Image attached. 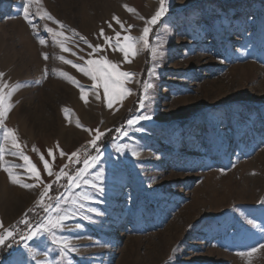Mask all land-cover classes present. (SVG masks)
Masks as SVG:
<instances>
[{"label": "rangeland", "instance_id": "374dc122", "mask_svg": "<svg viewBox=\"0 0 264 264\" xmlns=\"http://www.w3.org/2000/svg\"><path fill=\"white\" fill-rule=\"evenodd\" d=\"M26 3L0 0V83L14 105L0 127V232L17 224L1 264H264V0H168L149 48L138 45L128 60L116 32L121 41L140 37L159 0H34L28 6L35 28L24 19ZM61 56L77 64L107 57L135 74L125 83L131 92L109 108L103 88H92L91 78ZM146 83L152 87L145 99ZM141 115L151 119L127 124ZM8 128L39 181L22 155L12 154ZM97 130L103 135L93 147ZM72 152L78 157L69 160ZM94 156L80 186L70 185ZM65 165L68 176L57 180ZM65 215L55 235L21 239L49 216Z\"/></svg>", "mask_w": 264, "mask_h": 264}, {"label": "snow or ice", "instance_id": "6c2138e0", "mask_svg": "<svg viewBox=\"0 0 264 264\" xmlns=\"http://www.w3.org/2000/svg\"><path fill=\"white\" fill-rule=\"evenodd\" d=\"M34 2V0H27L26 5L23 8V15H24V19L29 23L32 24L33 28L36 27L35 24L32 23V18H31V14L29 11V6L30 4H32ZM36 3H39L40 0H35ZM167 2L168 0H159V7L156 10L155 14L151 16L150 19L146 20L145 26L142 30V35L140 37H135L132 35H124L123 36V41H121L119 39V37L121 36L120 32H116V46L119 48V51L123 53L125 60H128L129 55L135 56L138 54L139 48L138 45H142L143 48H149L150 46V42H149V33L152 30V26L157 24L160 20V18L167 12ZM125 7L127 8L128 6L125 5ZM128 10L130 12H135L134 8H128ZM46 11V10H45ZM48 15V19H55L54 17L51 16V14H47ZM141 19H144V17H140ZM114 19L117 20V23H120L119 18L118 17H114ZM57 24L60 25L61 28H63V24L59 21L56 20L55 21ZM121 27H123V25H121ZM131 27V26H130ZM48 31L50 32H54V34L58 37H63L65 40L67 39V37L65 36V34L62 31H56L55 29L49 28ZM103 30H101V35H103ZM112 40L111 37L105 36V41H110ZM87 43V41H85ZM41 44H44L45 41L43 39L40 40ZM58 43L60 44V47L66 51L69 52L71 51V49L65 47L64 43L62 41H58ZM90 47H93L94 50L95 49H99L102 47V45H90ZM152 51V55L153 57H155L156 53H157V49L155 47H153L151 49ZM45 59H47V54H45ZM60 59L62 61H65L68 64H71L74 68H77L79 71L83 72L85 75L89 76L91 78V80L94 82L91 87L92 88H98V87H102L103 88V92L105 97L107 98V103H108V107L111 108L113 106V101L114 100H118V99H123L126 95H128L131 90L127 87H125V83L126 81H128L129 79H131L135 74L131 73V72H126V71H121L118 67V65L113 62L108 60L107 57H101L100 59H87L85 61L84 64H77V63H73L72 60H65L64 56H61ZM81 59H83V57H81ZM130 62V61H128ZM63 75H65L66 77H68L69 79L73 80V82L77 83V85L79 86V82L75 81V79L71 76H69L68 73H63ZM4 74L0 73V77H3ZM8 86L6 84L0 83V127L4 126V119L6 116V113L9 112L11 110V108L14 106L12 105L10 102L6 103V101H10L11 100V92L5 93V88H7ZM152 85L150 83H146L144 85V91H145V99L147 98V92L148 89L151 88ZM12 91H15V89H13ZM81 97L82 99L87 98V92L86 90L81 87ZM97 99H99V94H97L96 96ZM140 106L144 107V101L141 100L140 101ZM65 113L67 114L68 109L64 110ZM151 116L148 115H141V116H137L134 117L133 119H130L127 121V124L129 126H132L133 124L137 123L140 120H150ZM77 125L83 127V125L80 124L79 119H77ZM89 131H91V129H89ZM16 130L12 129V128H8L5 132L4 135V140L7 142L9 139H11L12 142V147L15 148L17 151L13 152V155H17L20 154L22 155L23 160L28 162V171L35 176V178L37 179V181L40 180V171L37 168L35 163H32L31 159L29 156L27 155H23L22 152H20L19 150L21 149V144L18 140V137L15 134ZM98 134L95 136L94 139H92L90 141V144L95 147L97 145V141L100 140L101 136L103 135V133H99V130H97ZM126 134V133H125ZM34 151H38L37 149H33ZM3 148H0V159H3ZM49 155H52V150L50 149L48 152ZM137 153L133 152V155H136ZM60 155L64 156L66 155L63 150L60 151ZM73 157H78V152H72L69 155V160H72ZM40 159L43 161V167L44 169L47 171L48 176H53V168H52V164L49 163V161L47 159L44 158V154L41 153L40 155ZM53 159H55V157H53ZM99 159V156H94V157H90L87 158L83 161L84 167L81 169L77 170V173L75 176L69 177V183L70 185H75L77 187L80 186V182L82 180V178L84 177V175L88 172V170L90 168H92L95 163L97 162V160ZM76 163H78L79 161L76 160ZM64 167H67L66 165ZM64 167L60 168V171L58 173H56V179L59 180L61 178V176H68V173L65 172ZM8 171V174L10 176V178L12 179L13 183H20L19 180L16 179L15 176H13L12 174V170L6 169ZM96 178L102 179L103 178V173L98 172L95 174ZM83 183L85 184H90L92 183L91 181L88 180H84ZM23 187L26 188H32L38 185H33V184H23ZM52 185L48 184L44 190V192L41 194V198L39 201H37L38 204H42L44 197H46L48 195L49 190H51ZM94 187H96L97 191L102 192L103 188L100 185H94ZM84 199H90V197L87 194H84ZM47 211V209H45ZM68 217L65 216H56L55 218H53L52 216H49L46 219V222L41 223L40 225H38L35 229H32L29 231L27 236H22L21 239H27V240H32L34 237H37L38 235H40L42 232H49L52 233L53 235V229L54 228H58V227H62L63 226V221L65 219H67ZM23 223L27 224L28 221L24 220ZM249 224H252L255 227H261L260 225H256L255 221H248ZM3 227V222L0 221V228ZM261 231L264 232V227H261ZM12 238L13 240L15 239V233L14 231L9 228L7 230H5L4 232H0V245H4L5 242L8 240V238ZM57 243H63L64 247L68 246V242L67 241H61V240H57ZM259 247L264 248V244L259 245ZM73 250H75L73 248ZM257 251L256 247H252L250 249V253H254ZM241 255H244V253H241Z\"/></svg>", "mask_w": 264, "mask_h": 264}, {"label": "trees", "instance_id": "16d2710c", "mask_svg": "<svg viewBox=\"0 0 264 264\" xmlns=\"http://www.w3.org/2000/svg\"><path fill=\"white\" fill-rule=\"evenodd\" d=\"M27 216L29 217L30 215L29 214H27ZM30 219L31 220H33L34 219V216H32V217H30ZM17 224H14L13 226H12V230H14V227L16 226ZM10 246L7 244V242H6V244H4V246H1L0 247V264H1V262L6 258V257H8L9 255H10Z\"/></svg>", "mask_w": 264, "mask_h": 264}, {"label": "built area", "instance_id": "2783aa9c", "mask_svg": "<svg viewBox=\"0 0 264 264\" xmlns=\"http://www.w3.org/2000/svg\"><path fill=\"white\" fill-rule=\"evenodd\" d=\"M69 167H70V165H68L64 170H65L66 172H69Z\"/></svg>", "mask_w": 264, "mask_h": 264}]
</instances>
